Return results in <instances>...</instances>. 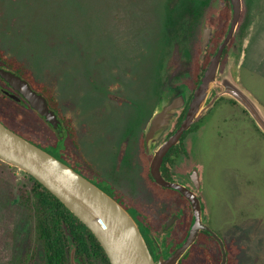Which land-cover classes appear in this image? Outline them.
I'll return each instance as SVG.
<instances>
[{
  "label": "rangeland",
  "instance_id": "374dc122",
  "mask_svg": "<svg viewBox=\"0 0 264 264\" xmlns=\"http://www.w3.org/2000/svg\"><path fill=\"white\" fill-rule=\"evenodd\" d=\"M227 5L228 0H0V51L24 64L35 83L53 89L60 119L70 117L75 128L78 148L72 153L59 142L41 146L65 162L62 155L72 156L91 176L71 166L93 182L101 175L153 205L145 130L170 85L194 83L196 64L206 62L201 56L223 28ZM230 58L238 63L242 86L264 104V0H243L220 72ZM37 126L55 135L44 122ZM196 127L212 225L237 264H264V135L228 98ZM66 133L63 127L59 136ZM33 187L27 173L0 162V264H45ZM69 260L87 264L74 247Z\"/></svg>",
  "mask_w": 264,
  "mask_h": 264
},
{
  "label": "water",
  "instance_id": "95a60500",
  "mask_svg": "<svg viewBox=\"0 0 264 264\" xmlns=\"http://www.w3.org/2000/svg\"><path fill=\"white\" fill-rule=\"evenodd\" d=\"M230 1L233 11L230 29L219 45L217 53L210 60L181 127L175 135L164 142V137L171 130L178 112L185 108L190 99L191 91L187 86H179L165 95L145 130V152L154 156L151 172L159 185L171 186L162 177L160 170L169 149L222 98L233 100L246 111L264 135V104L240 83L237 61L230 58L224 70L220 72L223 52L236 34L243 11V0ZM0 78L18 92V94L6 92L10 98L20 101L23 97L57 133L62 132L63 125L58 114L50 108L47 99L34 90L27 80L2 67H0ZM213 90H216L215 96L208 102ZM0 161L31 175L55 195L92 231L111 264H179L204 228L198 197L184 191L192 203L195 223L185 243L169 258L161 257L156 262L137 222L120 203L84 175L14 132L1 121ZM171 223V221L167 222L165 229H168ZM223 252L224 260L221 264H227L224 246Z\"/></svg>",
  "mask_w": 264,
  "mask_h": 264
},
{
  "label": "flooded vegetation",
  "instance_id": "af4514ba",
  "mask_svg": "<svg viewBox=\"0 0 264 264\" xmlns=\"http://www.w3.org/2000/svg\"><path fill=\"white\" fill-rule=\"evenodd\" d=\"M229 29L230 23L228 30L219 45L225 39ZM234 38L235 36L231 39V41L223 52L221 66L225 57H227L228 55L229 49L233 45ZM219 45L217 47L216 52L211 56V58L217 53ZM212 46L213 44L211 41L210 49L202 55L203 57L201 56V59L204 57L205 59L207 58ZM198 62L196 64L195 77L193 76L194 83H188L186 81L180 80L179 83L170 85L168 87V90L164 94L165 97L166 94H168L170 91L179 86H187L191 91V96L187 105L185 106V108L178 112V117L173 122L171 130L165 135L164 142L168 141L173 135H175L178 129L181 127V124L188 113L190 103L194 97V93L199 87L201 83V78L204 76V73L209 65L208 64L206 69L202 72V67L199 68ZM0 67L10 70L6 67H3L2 65H0ZM198 68L199 71L203 73V75L200 77V83L197 84ZM30 85L34 89L31 83ZM0 90L6 96H8L6 92L18 94V92L14 91L7 83L6 85L0 83ZM215 92L216 90L212 91L208 102L212 97L215 96ZM229 101L231 102L230 99ZM17 102L28 104V102L23 97H21V100ZM55 112L58 114L57 111ZM60 120L63 125V120ZM198 122L194 123L188 130H186L181 135L179 141L169 149L163 159L160 168L161 175L167 182H169L171 186H162L156 182L151 172V162L154 156L151 154H146L149 157L150 163L149 175L151 177L152 184H154V187H152L151 190V193L154 197V199L151 197V203H153V205H147L145 201H142L140 197H138L136 194H133V192H128L125 188L119 186L113 181H110L109 179H106L101 175L97 177L98 183H95L89 179L98 187H100L103 191L113 197L133 216L156 262L159 261L161 257L165 259L169 258L179 247H181L187 240L189 233L195 223V214L192 203L190 199L185 195L184 191L189 192L190 194H194L196 197H198L202 208L204 228L199 233L196 242L191 246V248L186 252L184 257L180 260L179 264H187L190 262L194 264H221L224 260L223 246L226 249L227 264H229L230 261L229 250L226 245V242L221 237L219 232L213 227L212 217L206 208V204L209 203V197L206 192V187L204 183V157L203 148L201 146V128L196 127ZM145 144L146 143L144 134V145ZM145 149L146 147H144V150ZM62 158L66 159V162L63 161V159L61 158L58 159L68 164L70 167H72L71 164L79 166L85 173L91 176L90 171L83 169L79 165V163L76 162L75 159L69 154L64 155V157L62 155ZM67 162H69L70 164ZM72 168L76 170L75 167ZM76 171L79 172L78 170ZM152 199L154 200V202ZM158 206L162 207L161 212L160 210L156 209ZM150 208L154 209L151 210ZM148 210H151L152 212H148ZM169 221H171L172 223L168 229H165L166 224Z\"/></svg>",
  "mask_w": 264,
  "mask_h": 264
},
{
  "label": "trees",
  "instance_id": "16d2710c",
  "mask_svg": "<svg viewBox=\"0 0 264 264\" xmlns=\"http://www.w3.org/2000/svg\"><path fill=\"white\" fill-rule=\"evenodd\" d=\"M231 17L232 5L230 0H228V5L224 10V26L216 33L212 40L213 46L209 51L206 62L202 66V72L210 63L211 56L216 52L219 43L225 36ZM0 62V65L4 64V66H7L6 68L14 71L31 83L34 89L46 97L50 107L59 112L58 101L54 96L53 89L44 84L35 83L31 72L24 66V64L15 59L8 58L2 51H0ZM197 74L198 84L200 83V77L203 73L197 71ZM0 83L6 85L5 81L1 78ZM231 102L236 104L233 100H231ZM22 104L23 103L17 102L6 96L0 90V121L24 138H26V135L30 136L29 139H26L46 151L47 149H45V147L43 148V146H41L42 144L50 147V144L52 146V144L59 142L65 144L66 150L70 153L73 152V147L76 149L78 148L76 144L75 128L70 117H63V127L67 133L66 136L60 137L59 133L55 131V129L37 110L31 108L28 104H24L25 106L27 105L26 110H24L25 108H23ZM34 112L37 113V116ZM37 121H42L48 125L51 131L53 130L55 132V135L50 134L47 130L39 131ZM25 127H27V129ZM62 140H64V143ZM48 152L52 154V152ZM28 176L34 183L32 194L36 199L35 212L37 231L39 240L43 245L45 264H70L69 259L72 247H74L75 256L84 263L111 264L101 243L92 231L40 182L31 175L28 174ZM229 264L237 263L230 257Z\"/></svg>",
  "mask_w": 264,
  "mask_h": 264
}]
</instances>
